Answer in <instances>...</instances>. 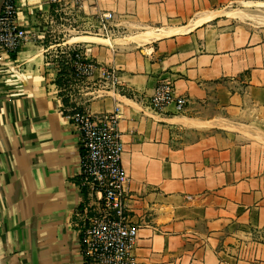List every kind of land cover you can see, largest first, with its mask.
<instances>
[{
  "label": "crops",
  "instance_id": "0c3cea01",
  "mask_svg": "<svg viewBox=\"0 0 264 264\" xmlns=\"http://www.w3.org/2000/svg\"><path fill=\"white\" fill-rule=\"evenodd\" d=\"M56 1L15 0L28 36L0 61V264H84L74 107L121 111L133 264H264V25L227 15L264 0ZM54 12L82 36L44 42ZM70 45L115 69L117 91L97 74L58 87ZM166 81L180 112L147 106Z\"/></svg>",
  "mask_w": 264,
  "mask_h": 264
},
{
  "label": "built area",
  "instance_id": "2783aa9c",
  "mask_svg": "<svg viewBox=\"0 0 264 264\" xmlns=\"http://www.w3.org/2000/svg\"><path fill=\"white\" fill-rule=\"evenodd\" d=\"M56 0H51L55 4ZM104 16L99 32L111 33ZM28 32L17 19L15 0H2L0 6V61H8L25 43ZM61 56L70 67L69 79L81 83L94 74L99 77L102 90L117 91L120 80L115 69L102 67L89 59L87 52L70 45L54 55ZM57 73L60 71L56 63ZM174 105L177 112L184 109L186 99L175 95L174 85L166 81L156 85L147 106L161 111ZM71 126L81 148V163L77 186L85 196L74 213V225L84 264H133V247L138 227L130 219L126 203L125 186L128 177L121 165L123 143L119 124L121 111L114 107L110 112L91 113L87 109L70 110Z\"/></svg>",
  "mask_w": 264,
  "mask_h": 264
},
{
  "label": "rangeland",
  "instance_id": "374dc122",
  "mask_svg": "<svg viewBox=\"0 0 264 264\" xmlns=\"http://www.w3.org/2000/svg\"><path fill=\"white\" fill-rule=\"evenodd\" d=\"M246 6L253 7L250 9H247L246 15L241 14L240 18H246L248 19V22L254 25H264V3H257V4H252L248 3ZM55 16L53 19L50 21L42 20L39 19L37 27L40 29V31L43 33V41L44 42H49L52 44H58L62 43L63 39L67 38H73V37H78L82 36V34L79 32L78 34H75V32H70L69 28L71 26H76V23H73L71 20H65L63 17H61L59 14H56L55 12L53 13ZM237 16H234L235 18ZM61 18V19H60ZM69 38V39H70ZM60 49L57 50L59 52ZM54 54H56L54 52ZM55 59V58H53ZM72 81L71 79L68 80ZM76 84V83H74ZM81 84V83H79ZM70 85V84H69ZM69 85L67 87H64L66 90H70ZM66 103L69 102V99L65 98Z\"/></svg>",
  "mask_w": 264,
  "mask_h": 264
},
{
  "label": "trees",
  "instance_id": "16d2710c",
  "mask_svg": "<svg viewBox=\"0 0 264 264\" xmlns=\"http://www.w3.org/2000/svg\"><path fill=\"white\" fill-rule=\"evenodd\" d=\"M58 64L60 66V71L57 73V78L55 80V84L60 87L64 88L67 87L68 80H69V74L71 72L70 67L68 65H64L63 61L59 60ZM64 103H66V100L64 99Z\"/></svg>",
  "mask_w": 264,
  "mask_h": 264
},
{
  "label": "bare ground",
  "instance_id": "6f19581e",
  "mask_svg": "<svg viewBox=\"0 0 264 264\" xmlns=\"http://www.w3.org/2000/svg\"><path fill=\"white\" fill-rule=\"evenodd\" d=\"M227 15H228L229 17H232V18H233L234 16H237V15H240V16H241L240 13L238 14V13H236V12H230V13H228Z\"/></svg>",
  "mask_w": 264,
  "mask_h": 264
},
{
  "label": "water",
  "instance_id": "95a60500",
  "mask_svg": "<svg viewBox=\"0 0 264 264\" xmlns=\"http://www.w3.org/2000/svg\"><path fill=\"white\" fill-rule=\"evenodd\" d=\"M1 3H2V1H1ZM0 6H1V4H0Z\"/></svg>",
  "mask_w": 264,
  "mask_h": 264
}]
</instances>
